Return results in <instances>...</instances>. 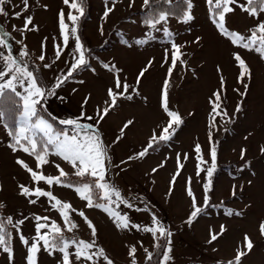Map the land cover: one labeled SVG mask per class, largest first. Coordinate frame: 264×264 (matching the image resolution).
I'll use <instances>...</instances> for the list:
<instances>
[{
  "label": "rangeland",
  "instance_id": "1",
  "mask_svg": "<svg viewBox=\"0 0 264 264\" xmlns=\"http://www.w3.org/2000/svg\"><path fill=\"white\" fill-rule=\"evenodd\" d=\"M87 1L90 10L84 23L83 35L89 47L99 48L94 51L96 59L86 57L88 64L92 65V70L87 71L90 75L83 73L77 83L70 82L63 92L56 89L57 96L48 104L43 101V107L58 121L80 119L82 112L98 119V109L107 106L104 103L109 99L107 90L113 88L117 92L123 91L114 88L115 78L119 76L121 84L127 83L129 86L124 97L131 96L130 107H124L122 104L117 110L116 107L123 99V96H118V105L99 121L98 129L111 157L106 180L120 190L122 198L133 204L132 208L125 204H120L118 208L113 205V208L121 215L129 217L130 227L118 229L107 213L96 209V215L99 217L96 230L98 233L100 229L103 236L102 242L93 238L97 246L105 249L106 255L114 264H132L129 249L136 243L135 260L137 264H142L147 256L144 249L149 252L154 249V245H150L153 235L137 230L131 227V224L152 227L151 217L155 215L160 223L172 232L170 259L167 264H228L234 260L238 250L246 251L240 264H264V235L260 231V225L264 223V59L254 51L233 45L219 32L212 22L206 0H190L192 8L187 14L191 15V20H177L168 16L167 22L157 25L156 29L139 23L136 12L144 8V0ZM29 5V11L24 14L33 17L29 30H13L12 27L15 25L17 29L23 28V17L17 19L12 15L22 9L20 0H12L11 4L4 6L9 16H0V29L10 34L8 43L14 56L19 58L20 52L26 50L32 54L46 88H51L56 78L65 75L74 62L75 37L71 35L70 29L75 25L67 17L69 12L73 15L79 13L65 5L63 0H29ZM233 7L235 11L226 16L225 26L230 31L248 36L249 30L258 22H264V14L253 18L238 7ZM108 8L113 10L105 17L104 13ZM53 9L58 11L53 14ZM61 10L69 27L67 46L63 45L59 27ZM164 29H167V33ZM140 40L145 43H137ZM173 43L180 48L177 53L180 59L169 76ZM56 45H60L61 49L59 59L55 56ZM0 50L7 54L6 49ZM42 52L45 55L44 61L38 59ZM236 53L245 60L251 71V77L246 76L243 83L238 81L240 68L234 60ZM76 55L78 56V53ZM44 64H50L51 67L45 68ZM104 64L109 67L115 65L120 72L113 73L102 67ZM144 69L147 70L140 76ZM129 72L133 74L132 77L127 75ZM221 77L224 80L223 88ZM166 79L169 108L179 113L182 123L176 128L172 139L157 148L160 149L156 152L157 155L164 153V157L159 154L158 159L147 154L139 158L138 153L148 145L153 132L159 135L162 127L168 122L169 118L161 107ZM67 90L71 92L65 95ZM218 90L221 92L220 111L226 112L227 115L216 116L214 126L210 127L213 124L210 100H215L213 94ZM76 91L84 94L85 100L82 104L71 100V95H75ZM142 102L147 106L143 107ZM157 105L161 110L157 119L160 123L156 128L154 110ZM128 109L130 111H127ZM96 119H80V122L92 124L96 123ZM127 121H132V124L125 128L121 135V129ZM9 140L8 130L0 120V215L6 223L7 217H11L13 225L23 221L18 228L7 224L12 237V257L9 259V255L0 249V264H27V246L21 242L19 235L22 233L31 243L37 235L35 226L38 222L50 224L55 221L61 227L65 239L91 241V230L80 215L76 214L75 216L80 217L76 219L72 210H69L70 220L78 227L68 231L59 211L52 206H44L45 199L49 204V198L26 197L21 194L19 185L23 184L30 189L40 187L51 191L60 199L59 189H55V184L49 186L43 181L34 183L29 173L21 168L16 160H24L34 170L46 176L59 175L56 164L68 175H74V171H70L73 168L59 157L49 156V164L36 169L34 157L20 150L14 152ZM197 144L201 146L200 155L206 162L199 164L201 169H205L199 176V161L194 150ZM211 147H215L217 152L214 171L216 175L211 177V206L206 207L203 185L208 180L206 169L211 167ZM178 154L183 165L179 170ZM129 157L133 159L129 160ZM122 161L124 163H121ZM156 164H160V167ZM161 165L165 168V175L167 174L163 186L157 181ZM145 168H148L149 172L143 175ZM136 169L138 175L132 173V170ZM153 169L157 170L152 172ZM178 171L179 174L176 175ZM174 176L173 185L170 181ZM189 178L197 206L202 208L191 225L186 222L193 210L192 199L186 192ZM73 198L69 194L60 200L70 203L77 213L83 211L89 219V209L82 208V205H79L81 203ZM31 200L36 203H31ZM50 202L51 205L54 203ZM94 202L102 201L94 199ZM227 210H231L233 214L228 215ZM44 216L49 217V221L35 219ZM222 225L223 234L218 235L217 240L209 242L212 234L221 233ZM104 234L125 244L127 253L116 258L106 245ZM245 235L251 239V250L243 248ZM168 247L167 244L166 250ZM97 250L98 248H94L92 251ZM69 252L73 264H92L88 261H76L74 246L69 248ZM61 262L62 254L58 251L50 255L41 248L37 253V264ZM96 264L104 262L100 259Z\"/></svg>",
  "mask_w": 264,
  "mask_h": 264
},
{
  "label": "snow or ice",
  "instance_id": "2",
  "mask_svg": "<svg viewBox=\"0 0 264 264\" xmlns=\"http://www.w3.org/2000/svg\"><path fill=\"white\" fill-rule=\"evenodd\" d=\"M12 0H0V16L8 17L9 12L6 11L5 5L11 4ZM22 4V9L20 11H15L12 15L20 19L23 17V28L17 29L13 25V30L27 31L29 30V25L33 24V17L24 14L29 11V0H20ZM65 5H68L71 9L76 10L79 15H73L69 12L67 19L72 22L73 25L84 15V0H63ZM134 2V0H133ZM163 3H167L168 0H162ZM206 3L209 5L210 11L212 12V22L215 24L219 32L227 37L233 45L242 47L248 51H254L259 54L261 59H264V22H258L257 25L250 29V35L245 36L236 31H230L226 25V16L235 11V7H238L240 11L248 14L250 17L258 18L260 14H264V0H206ZM144 5L149 6L150 0H144ZM46 7V5H45ZM187 8L191 9L192 4L190 0L187 2ZM113 8H108L104 16L107 17ZM183 19L185 21L191 20L192 17L189 14H185ZM168 14L165 11H160L158 15L149 14L145 19V24L152 29H156L157 25H160L162 22H167ZM59 27L60 32L63 36V45L67 46L69 43V27L65 23V14L63 10L59 13ZM167 33V29H164ZM71 35L75 37V51L73 53L74 62L70 65L67 73L63 76L57 77L55 83L51 88H45L43 84L39 81L37 75L34 74V71L29 70V65L25 61L24 57L28 56L26 51H21L19 58L12 54V47L8 43L10 39V34L7 31L0 29V49H6L5 51L0 50V120L7 116L10 121L9 125L11 127L10 135L12 136L13 144L10 145L12 150L23 151L31 157H34L36 162V169H41L44 165L49 164V156H56L67 162L74 170V175L80 178H90L88 182H84L78 186H75L74 190L80 197V199L86 201V207L100 209L103 212L107 213L110 218H112L115 226L118 229H128L130 227V220L127 215H121L120 212L116 211L113 208V205L118 208L120 204H125L127 207L132 208L133 204L130 203L127 199L122 198L121 192L115 185L109 183L106 180L108 165L111 164V157L108 155L107 147L103 143L101 133L98 129L99 121H102L114 108L117 104V97L124 96L128 91L127 83L121 84L119 76L115 78L114 88L123 91H114L113 88L107 90V96L109 97L104 103L107 105L102 109H98L97 118L86 116L83 112L81 113L80 119L83 120H94L96 123H81L80 119H67L60 120L61 125L68 126L65 129L56 130L51 122L48 119L44 118L41 115V109L43 107V101L48 97L54 96L56 94V89L60 88L66 81H68L73 74L80 68L88 65V60L85 56V48L81 43L80 37L76 35L77 28L75 26L70 29ZM170 35V34H169ZM139 44L145 43L144 40L137 41ZM43 47V45H42ZM172 48L174 49L171 56V67L169 68V76L173 68L176 66L177 61L180 57L177 53L180 51L178 45L173 43ZM78 53V56L76 55ZM61 55L60 45H56L55 56L59 59ZM40 61L45 60V55L42 54L38 57ZM234 60L238 62L240 68V73L238 76V81L243 83L245 77H251V71L247 66L245 60L238 54H234ZM45 68H50V64H44ZM104 68L112 72L119 71L116 69V66L113 65L109 67L108 64L103 65ZM144 69L141 71L140 76H143ZM140 76L137 78L139 82ZM82 83V81H81ZM221 85L223 88L224 80L221 77ZM245 88L247 85L245 84ZM22 89V91L18 90ZM168 80H165L164 88L162 91V100L161 107L163 111L168 116L167 124L162 127L159 135L156 132H153L148 145L144 148L143 151L138 153L139 158L145 157L149 149H153L154 145L159 144L160 142H168L172 139L176 128L182 123V119L178 112L170 110L169 101H168ZM220 95L221 92L218 90L213 94L215 100H210L212 103V121L214 126L216 116L227 115L226 112L220 111ZM131 99V96L127 97ZM87 102V98L86 101ZM239 106L237 107V111ZM132 121H127L124 127L121 129V135L124 132V129L127 128ZM119 139V138H118ZM211 132H209V141L211 143ZM195 152L197 153V159L199 161L197 168V175L199 176L201 169L199 164L206 163L201 153V146L199 144L195 145ZM264 150V149H262ZM244 150H242V157ZM210 157H211V167L206 169L208 180L203 185L204 189V200L205 205L208 202V192L211 190L212 181L211 177L216 168V158L217 152L215 147L210 148ZM187 155L185 154V159ZM133 157H129V160ZM16 163L27 171L30 175L31 180L34 183H39L43 181L49 186L60 185L72 188L71 183L63 184V178L68 176L63 168L59 164H56L55 167L59 171L58 176H46L42 172H38L30 167L24 160L17 159ZM121 163H124L123 161ZM163 165H161L162 167ZM183 165L180 163V156H177V168L182 169ZM157 169H153L155 172ZM179 174V171L176 175ZM175 176L173 180L170 181V184L174 185ZM186 192L187 195L192 199V208L189 218L186 221L189 225L197 218L201 213L202 208L197 206L195 195L191 189V178L187 182ZM21 189V194L24 196H35L47 197L52 203V208L59 211L60 216L63 218L64 224L68 231L76 229L78 225L72 222L69 218V210L76 211L72 209L70 203L62 202L58 199L51 191H46L40 187H35L30 189L29 187L21 184L19 185ZM171 192V188H170ZM235 194V193H233ZM94 199L102 202H94ZM31 203H36L35 200H31ZM2 207V205H0ZM86 222L87 226L91 230L93 237L97 235V230L95 225L85 216L83 211L78 213ZM228 215H232L231 210H227ZM239 213H237L238 215ZM37 221H49V217H35ZM152 227L131 224V227L136 228L137 230H142L146 233H151L154 238H165L169 247L167 250L163 251L162 259L158 264H167L170 259L169 253L171 252V236L172 232L167 230L160 221L153 215ZM7 224L13 225V220L11 217H7ZM20 224H23V221H18L14 227L18 228ZM4 218H0V249L3 252L9 255V259L12 257V237L11 233H8L5 230ZM48 229L47 231H44ZM36 236L33 238V241L30 243L23 234L19 235L21 242L27 246L28 255L26 257L27 264H37V253L43 248L50 255L54 252H59L62 254L61 264H73V260L70 259V247H75L74 257L76 261H88L92 264H96L97 260L102 259L104 264H114V261L111 260L105 252V249L97 246L95 239L91 241L85 240H68L63 236L61 227L55 222L52 221L48 223H37L35 226ZM224 226H221L220 234H212L210 241H215L218 238V235L223 234ZM261 234L264 235V223L260 225ZM157 234L159 236L157 237ZM157 248H160V244L155 245ZM253 247L251 239L245 235L243 248L246 250H251ZM94 248H98L97 251H92ZM136 247L132 246L129 249V256L132 257V264H137L135 260ZM147 254L146 259L151 261L153 259V254L144 249ZM246 255V251L238 250L234 260L229 261L228 264H240L241 257Z\"/></svg>",
  "mask_w": 264,
  "mask_h": 264
},
{
  "label": "trees",
  "instance_id": "3",
  "mask_svg": "<svg viewBox=\"0 0 264 264\" xmlns=\"http://www.w3.org/2000/svg\"><path fill=\"white\" fill-rule=\"evenodd\" d=\"M187 0H168L167 3H163L162 0H150V5L149 6H144V8L140 11L136 12V15L138 17L139 23L142 26H147L145 24V19L149 16V14L152 15H158L160 11H165L167 12L169 17H172L174 19L177 20H183V17L186 13H188V8H187ZM84 15L82 17H80V19L76 22L75 27L77 28V33L76 35H78L80 37L81 43L84 45L85 48V56L86 57H90V56H94V51H96L97 49H99L98 47L92 46L89 47L87 39L84 37L83 35V29H84V23L88 17V12L90 10L89 4L87 0H84ZM210 9V8H209ZM211 13V18H212V12ZM26 52L28 53V56L25 57L26 62L29 65V70L34 71V74L38 76L39 81L43 84V86L46 88L44 79L42 77V74L40 72V69L38 67V64L35 60V58L32 56V54L26 50ZM89 64L85 67H82L80 69H78L73 76L79 74L84 68L88 67ZM72 76V77H73ZM71 77V78H72ZM43 103V102H42ZM41 115L44 116V118L48 119L49 122H51L53 124V126L55 128H57L58 130L64 129L65 126L61 125L59 123V121L57 119H55L53 116H51L44 107H42L41 109ZM2 122L5 124V127L8 130V133L10 135L11 132V127L10 126H6L10 124V121L8 120L7 116L4 117L2 119ZM10 144H13V140H12V136L10 135V140H9ZM164 144V142H160L157 145H154L153 149H149V151H154L155 149L159 148L160 146H162ZM214 176L216 175V172L213 173ZM89 178H80L77 177L75 175H68L67 177L63 178L62 183L68 184L71 183L73 186H78L84 182H88ZM211 190L208 192V202L207 206H211ZM0 218H3L2 215H0ZM4 223H5V230L9 233V228L8 225L4 219ZM159 235H157L158 237ZM156 244H160L161 247L157 248L155 245ZM155 245H154V249L151 252L153 254V259L151 261H148L147 259L142 263V264H158V262L162 259V253L163 251L166 250L167 247V242L165 238H155Z\"/></svg>",
  "mask_w": 264,
  "mask_h": 264
},
{
  "label": "crops",
  "instance_id": "4",
  "mask_svg": "<svg viewBox=\"0 0 264 264\" xmlns=\"http://www.w3.org/2000/svg\"><path fill=\"white\" fill-rule=\"evenodd\" d=\"M8 7V6H7ZM56 11H58L57 9H53L52 10V13L53 14H55L56 13ZM55 12V13H54ZM55 22H57V19L55 20ZM27 47L29 46V44H27L26 45ZM29 48V47H28ZM92 58L94 57L95 59H96V56L94 55V56H91ZM103 60V59H102ZM100 65V64H99ZM103 67V66H102ZM90 70H92V65L91 64H89V66L88 67H86V68H84L79 74H77V75H75V76H73L72 78H70L68 81H66L60 88H58L57 90H59V92H61V90H62V92L67 88V86L70 84V82H74V83H77L79 80H80V77H81V75L84 73V74H88V75H90V73L89 72H87V71H90ZM85 72H87V73H85ZM120 72V71H119ZM113 73H117V72H113ZM128 76H131L132 77V73H128L127 74ZM71 91H65L64 93H65V95H67V94H69ZM84 95V94H83ZM83 95H81V94H79L78 93V91H76L75 92V95H74V93L71 95V100L73 101V102H76V104H82V101H84L85 99H84V96ZM55 96H57V95H54V96H51V97H48L44 102L46 103V104H48L49 102H50V100L52 99V98H54ZM62 95H60V97H61ZM128 96H123L122 98L123 99H126ZM121 100V103L116 107V109L118 110L119 109V107L122 105V104H124V107H130V104H129V99L128 100H126V101H124V100ZM142 106L143 107H146L147 106V104H143V102H142ZM115 109V110H116ZM161 110V108L159 109V107H158V105H157V108L155 107V112L154 113H156V120H155V124H156V128H157V126H159V121L157 120V119H159V111ZM127 111H130V109H128ZM155 117V116H154ZM4 127V126H3ZM158 150H160V149H156V150H154L153 152H148V154H149V156H154V157H157L158 159H159V154H162V156L164 157L165 155H164V153H159L158 155H157V151ZM156 158V159H157ZM156 165H158V167H160V164H156ZM112 168V167H111ZM162 168V169H161ZM160 168V170H159V173H158V175H157V181L158 182H160L161 184H162V186L164 185V183H165V180H166V175H165V168H164V166L163 167H161ZM70 171H74V170H70ZM149 171H148V168H145V169H143V173H145V174H143V175H146L147 173H148ZM153 172V171H152ZM132 173L133 174H137L138 175V172H137V169L134 171V170H132ZM64 184V183H63ZM66 185V184H65ZM56 188H58L59 189V196H60V199L61 200H63V198L65 197V196H67V195H69V194H71V196L72 197H74L73 199H75L76 200V202H79V203H81V204H79V205H82V208H84V209H89V212H90V215H89V219H91V222L95 225V227H96V225H97V223H96V221H97V219H99V217L96 215V208H88V207H86V201H84V200H82V199H80V197L78 196V194L75 192V190H74V188H75V186H73L72 188H69V187H66V186H60V185H56L55 186V189ZM68 197H70V196H68ZM66 200H67V198H66ZM79 200V201H78ZM49 201V204L47 203V201H46V199H45V204H44V206L47 208V206H49L50 208H51V202H50V200H48ZM72 213H73V216L76 218V219H78V218H80V217H78V216H75L76 214H78L77 212H75V211H72ZM79 215V214H78ZM102 232H101V230L99 229V231H98V233H97V235L95 236V237H93L92 236V234H91V239H93V238H96L97 240H99V242H102ZM105 235V234H104ZM105 237L106 238H104L105 239V243H106V245H108L109 246V248H110V250L112 251V253H113V255L116 257V258H120V255H125L126 253H127V251H128V248L125 246V244H123L122 242H120L119 240H116V239H113V237L112 236H109V237H107L106 235H105ZM151 240H153V241H151ZM117 241V242H116ZM150 245H155V238L153 237V239H150ZM101 245H102V243H101ZM104 245V244H103ZM132 246H136V243H133L132 244ZM151 250H152V248H151Z\"/></svg>",
  "mask_w": 264,
  "mask_h": 264
}]
</instances>
